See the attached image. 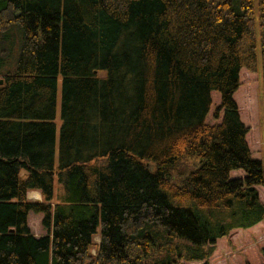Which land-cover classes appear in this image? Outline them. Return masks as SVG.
<instances>
[{"label": "trees", "instance_id": "obj_1", "mask_svg": "<svg viewBox=\"0 0 264 264\" xmlns=\"http://www.w3.org/2000/svg\"><path fill=\"white\" fill-rule=\"evenodd\" d=\"M258 47L264 106V0H0V264H208L264 222L233 98Z\"/></svg>", "mask_w": 264, "mask_h": 264}, {"label": "rangeland", "instance_id": "obj_2", "mask_svg": "<svg viewBox=\"0 0 264 264\" xmlns=\"http://www.w3.org/2000/svg\"><path fill=\"white\" fill-rule=\"evenodd\" d=\"M257 53V70L251 71L242 68L239 72L240 85L233 94V98L237 104L238 113L242 122L248 126L246 140L253 158H258L264 166V106L262 99V81H261V59L259 47ZM60 80L58 82L57 105L54 122L56 125V160L57 147L59 139V129L61 125L60 117ZM220 95L217 91L211 92V105L206 115V121L213 123L218 122L220 117L215 119L213 113L219 105ZM242 171L237 170L230 173L231 176L240 175ZM260 187V186H259ZM263 188V189H262ZM258 190L259 198L264 202V187ZM38 192V193H37ZM30 190L27 192L29 200H41L39 191ZM42 213L29 212L27 221L31 232L34 235H42L45 229L41 224ZM238 232H246V228H237ZM253 236L255 234H252ZM247 237V236H246ZM257 239L261 240L260 236H255L250 241L253 244L245 242V238L241 240L239 236L233 238L222 236L216 240L215 250L208 259V264H262L264 257L260 253V247L264 246V242L257 243ZM94 241L99 240L98 234L93 237ZM250 244V245H249ZM94 251V249L92 250ZM248 261V262H247ZM202 261H192L187 264H201Z\"/></svg>", "mask_w": 264, "mask_h": 264}, {"label": "crops", "instance_id": "obj_3", "mask_svg": "<svg viewBox=\"0 0 264 264\" xmlns=\"http://www.w3.org/2000/svg\"><path fill=\"white\" fill-rule=\"evenodd\" d=\"M262 188V187H264V186H262V185H258V186H256V188H257V190H260L259 188L260 187ZM263 189V188H262ZM33 191H35V192H37L38 190H33ZM38 193V192H37ZM237 228H233V229H231L230 231H229V233H228V236L229 237H231V238H233V236L236 238L237 236H239V238L241 239V240H243L244 238H245V242H246V244H247V242H249V243H251V244H253V242H251L250 240L251 239H253V237H255V236H260V238H261V240H259V239H257V242H256V244L254 243V245H256L257 246V243H259L260 241L261 242H264V222H262V221H259V222H257L256 224H254V225H252V226H250V227H248V228H246V232L243 234V232H238L237 230H236ZM252 234H255L254 236L252 235ZM247 236V237H246ZM221 238V237H220ZM219 239V238H218ZM217 239V240H218ZM250 245V244H249ZM248 262V261H247ZM246 264V263H245ZM248 264H249V262H248ZM262 264H264V260H263V262H262Z\"/></svg>", "mask_w": 264, "mask_h": 264}, {"label": "water", "instance_id": "obj_4", "mask_svg": "<svg viewBox=\"0 0 264 264\" xmlns=\"http://www.w3.org/2000/svg\"><path fill=\"white\" fill-rule=\"evenodd\" d=\"M2 82V80L0 79V83Z\"/></svg>", "mask_w": 264, "mask_h": 264}]
</instances>
